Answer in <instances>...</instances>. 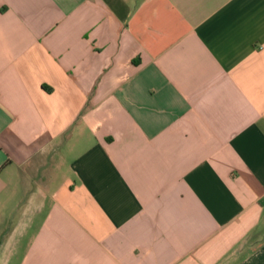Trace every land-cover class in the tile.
Here are the masks:
<instances>
[{"label": "crops", "instance_id": "obj_1", "mask_svg": "<svg viewBox=\"0 0 264 264\" xmlns=\"http://www.w3.org/2000/svg\"><path fill=\"white\" fill-rule=\"evenodd\" d=\"M0 264H264V0H0Z\"/></svg>", "mask_w": 264, "mask_h": 264}]
</instances>
